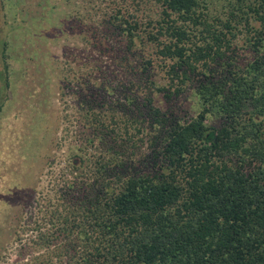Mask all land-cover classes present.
Segmentation results:
<instances>
[{"label":"trees","instance_id":"16d2710c","mask_svg":"<svg viewBox=\"0 0 264 264\" xmlns=\"http://www.w3.org/2000/svg\"><path fill=\"white\" fill-rule=\"evenodd\" d=\"M82 3L81 135L17 264H264V0Z\"/></svg>","mask_w":264,"mask_h":264},{"label":"rangeland","instance_id":"374dc122","mask_svg":"<svg viewBox=\"0 0 264 264\" xmlns=\"http://www.w3.org/2000/svg\"><path fill=\"white\" fill-rule=\"evenodd\" d=\"M82 8V0H0V264L27 262L18 253L30 247L35 222L46 227L70 179L65 169L81 124L78 87L62 73L91 51L72 23Z\"/></svg>","mask_w":264,"mask_h":264}]
</instances>
